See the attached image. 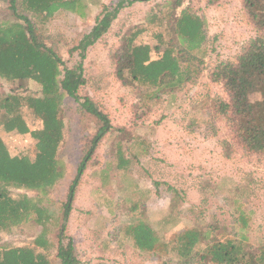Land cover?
<instances>
[{
	"label": "trees",
	"instance_id": "1",
	"mask_svg": "<svg viewBox=\"0 0 264 264\" xmlns=\"http://www.w3.org/2000/svg\"><path fill=\"white\" fill-rule=\"evenodd\" d=\"M135 1L140 0L101 4L91 29L68 49L70 55L76 53L79 58L69 67L59 54L60 37L45 34L43 28L60 10L80 13L85 0H0V79L10 85L8 92L0 94V233H11L30 221L40 226L32 244H0V264H52V249L59 264H80L76 240L65 235V230L84 172L98 163L96 150L107 134H115L111 163L116 169L126 170L136 158L127 154L130 146L122 142L132 133L113 124L91 95L80 93L86 84L85 52L108 32L120 10ZM218 2L205 0L206 5ZM239 2L252 35L232 59L220 60L209 70L208 81L220 85L221 93L205 94L192 107L207 110L210 126L215 128L217 123L224 129L218 142L223 156L240 151L244 156L263 159L264 0ZM181 4V0H174L165 17L153 14L144 22L155 25V44L137 43L145 28L135 25L121 33L109 52L115 79L123 86L142 89L135 110L147 108L161 94L185 83L194 84L203 71V60L196 52L202 51L207 40L205 21L189 5L176 15L175 7ZM67 98L76 104L81 123L89 118L92 125L82 139L66 200L58 204L49 195L67 170L59 158ZM27 116L38 126H33ZM23 134L34 140L33 156L10 150L5 136ZM132 140L135 142L134 136ZM167 187L173 191L172 186ZM234 188L238 197L244 195L240 184ZM135 208L136 203L131 206ZM171 222L173 218L164 216L158 223L165 226ZM237 223V235L213 221L203 227L187 224L167 241L148 222L138 219L127 228V234L136 248L152 256L174 252L177 259L173 264H264V246L254 247L247 239V218L242 211ZM50 233H54V241Z\"/></svg>",
	"mask_w": 264,
	"mask_h": 264
},
{
	"label": "rangeland",
	"instance_id": "2",
	"mask_svg": "<svg viewBox=\"0 0 264 264\" xmlns=\"http://www.w3.org/2000/svg\"><path fill=\"white\" fill-rule=\"evenodd\" d=\"M91 1L85 0L80 12L83 15L60 10L44 25L45 34L60 37L59 54L69 67L79 58L76 53L70 55L68 49L91 29L101 4L117 2ZM181 2L175 7L176 15L189 5L205 21L207 40L201 53L196 52L203 60V71L194 84L185 83L161 94L147 108L135 110L142 89L121 85L112 73L109 52L117 45L121 33L142 25L145 31L137 37V43L155 44L152 33L156 27L144 22L153 14L165 17L174 0H140L124 7L108 32L85 52L86 84L80 93L91 95L108 112L113 124L125 126L132 133L125 135L122 142L130 146L127 154H135L136 158L126 170L116 169L111 163L115 134H107L96 150L98 163L89 165L84 172L65 230V235L76 240L80 264L175 263L174 252L152 256L134 246L127 228L138 219L148 222L160 232L162 240L168 241L187 224L203 227L213 221L226 225L231 235H237V217L242 211L247 218L244 230L247 239L254 247L264 246V158L247 157L240 151L231 152L228 158L223 156L218 142L224 129L217 123L216 129L210 126L207 110L192 107L205 94L221 93L220 85L210 83L207 74L218 61L233 58L252 35L251 27L239 0H219L214 5H206L205 0ZM9 88L0 79V94ZM75 107L71 99L64 101V140L59 158L67 170L49 195L58 204L66 200L82 139L89 124L92 125L89 118L81 123ZM145 109L147 113L140 115ZM27 120L38 126L29 116ZM5 138L12 153L33 156L34 140L29 134ZM236 184L245 190L242 197H238ZM134 203L136 208L131 209ZM164 216L174 222L165 226L158 223ZM39 230L40 226L30 221L11 233H0V244H32ZM48 236L55 240L54 233ZM49 258L52 264H59L54 249Z\"/></svg>",
	"mask_w": 264,
	"mask_h": 264
}]
</instances>
